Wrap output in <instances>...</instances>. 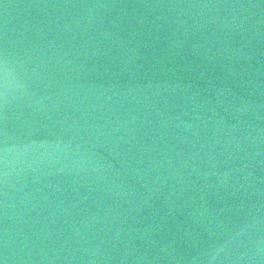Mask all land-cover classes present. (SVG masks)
I'll list each match as a JSON object with an SVG mask.
<instances>
[{
    "label": "water",
    "instance_id": "obj_1",
    "mask_svg": "<svg viewBox=\"0 0 264 264\" xmlns=\"http://www.w3.org/2000/svg\"><path fill=\"white\" fill-rule=\"evenodd\" d=\"M0 264H264V0H0Z\"/></svg>",
    "mask_w": 264,
    "mask_h": 264
}]
</instances>
